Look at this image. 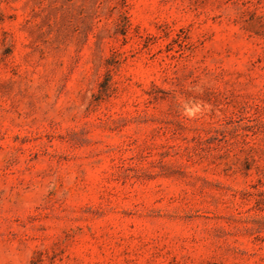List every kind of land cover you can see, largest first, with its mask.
Wrapping results in <instances>:
<instances>
[{"label": "rangeland", "instance_id": "1", "mask_svg": "<svg viewBox=\"0 0 264 264\" xmlns=\"http://www.w3.org/2000/svg\"><path fill=\"white\" fill-rule=\"evenodd\" d=\"M0 264H264V0H0Z\"/></svg>", "mask_w": 264, "mask_h": 264}, {"label": "clouds", "instance_id": "2", "mask_svg": "<svg viewBox=\"0 0 264 264\" xmlns=\"http://www.w3.org/2000/svg\"><path fill=\"white\" fill-rule=\"evenodd\" d=\"M202 111L200 104H195L192 107H185L184 115H186L189 118H196L197 114Z\"/></svg>", "mask_w": 264, "mask_h": 264}]
</instances>
